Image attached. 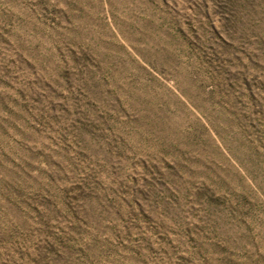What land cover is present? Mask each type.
Masks as SVG:
<instances>
[{
  "label": "rangeland",
  "instance_id": "rangeland-1",
  "mask_svg": "<svg viewBox=\"0 0 264 264\" xmlns=\"http://www.w3.org/2000/svg\"><path fill=\"white\" fill-rule=\"evenodd\" d=\"M0 264H264V0H0Z\"/></svg>",
  "mask_w": 264,
  "mask_h": 264
}]
</instances>
